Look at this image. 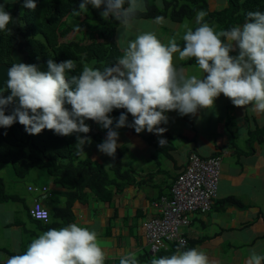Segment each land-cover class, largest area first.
<instances>
[{
	"label": "clouds",
	"instance_id": "1",
	"mask_svg": "<svg viewBox=\"0 0 264 264\" xmlns=\"http://www.w3.org/2000/svg\"><path fill=\"white\" fill-rule=\"evenodd\" d=\"M125 2L82 0L79 9H73L72 14L79 16L81 10L87 11L89 4L95 8L106 5L102 17L107 19L111 15L118 20L124 28L118 40L127 39L131 19L146 8L143 0H127L126 8ZM23 7L34 11L37 4L35 0H24ZM206 16L207 12L201 9L196 15L199 26L195 30L184 26L182 48L175 37L164 44L155 33L143 32L127 41L124 55L116 64L105 66L103 70L85 66L78 75L71 74L77 67L72 59L56 63L50 58L47 71H41L36 64L13 63L7 81L10 95H0V127L8 128L18 120L30 135L48 129L54 134L69 136L89 133L90 127L85 120H92L108 130L106 138L97 145L98 150L114 158L119 147V133L112 128L113 119L108 115L113 109H126L134 118L127 124V115L121 113L115 123L117 129L128 126L137 134L146 130L158 136L167 131L158 127L168 123L165 113L177 110L183 116L195 114L198 109H210L220 94L236 107L251 105L253 111L264 113V12H247L242 26L227 31H216L207 22L202 23ZM154 20L163 23L164 17L156 16ZM12 21L11 14L0 4V31L11 34L8 25ZM74 28L80 31L78 24ZM236 48L238 55H230ZM176 53L180 60L194 57L205 74L203 78L186 77L178 71L173 64ZM3 91L0 89V93ZM17 101L12 114L5 115L4 109ZM65 104L70 105L71 110ZM90 142V137L77 135V153L84 152L83 146ZM166 143L165 139L159 140L161 147ZM34 201L43 207L40 200ZM46 211L34 215L47 223L50 214ZM181 248L182 245L169 256L153 258L149 264H210L204 251L197 248L182 251ZM149 254L154 256L150 250ZM105 258L98 233L71 223L43 232L31 241L23 254L10 257L6 264H104ZM262 262L264 255L253 249L246 264ZM119 264H139V260L136 253L130 252L120 258Z\"/></svg>",
	"mask_w": 264,
	"mask_h": 264
},
{
	"label": "crops",
	"instance_id": "2",
	"mask_svg": "<svg viewBox=\"0 0 264 264\" xmlns=\"http://www.w3.org/2000/svg\"><path fill=\"white\" fill-rule=\"evenodd\" d=\"M208 5L210 11H215L225 7L226 3L225 0H213L211 4L208 0ZM217 5L220 8H215ZM211 6H214L213 10ZM130 23H135L128 28L131 38L118 40L124 31L122 25L116 31V40L123 54L127 41L138 35L135 34L137 30L143 28L156 34L159 29L155 20ZM158 39L165 44L164 38ZM238 53L236 48L230 55ZM174 55L178 57L173 59L176 68L188 59L180 60L178 53ZM177 70L186 77L196 75L203 78L205 75L197 63ZM125 113L127 124H131L134 118L126 109ZM108 115L113 119L112 128L119 133L117 149L121 153V166L127 164L124 171L133 170L146 177L140 179L144 184L129 185L110 201L98 200L88 193L90 195L85 202L74 201L71 204L73 219L69 224L76 223L98 233L106 257L104 264H119L120 258L130 252L136 253L139 264H149L153 255L149 254L144 240L143 223L156 215L151 203L170 194L174 180L186 165L190 153L203 158L220 156L221 175L212 209L205 214H193L189 227L182 229L188 241L195 242V248L206 253L210 264H246L253 249L264 255V134L260 142L251 138L252 133L264 129V113L253 111L251 105L236 107L229 98L220 94L210 109H198L195 114L183 116L177 110L165 113L168 123L160 127L167 131L162 136L146 130L137 134L128 126L117 129L115 123L119 116ZM89 127L87 134L69 135L76 151L77 135L89 137L97 134L106 138L107 129L96 122ZM160 139L167 141L163 147L159 144ZM91 143L92 140L85 143L83 151ZM94 144L89 148L90 155L84 151L79 153L80 158H89L108 170L115 157L100 152ZM5 173L6 179L0 177L5 185L2 196L12 199L0 201V254L7 257L0 264L6 263L11 254H23L31 241L43 232L61 227L62 220L53 217L47 222L49 226L45 222H35L28 213L33 201L40 200L51 214L56 208L64 207L68 193L47 174L30 172L18 180L13 172ZM18 184H22V188ZM30 186L47 187L49 194L29 192ZM227 198H234L242 207L222 205L221 201Z\"/></svg>",
	"mask_w": 264,
	"mask_h": 264
},
{
	"label": "trees",
	"instance_id": "3",
	"mask_svg": "<svg viewBox=\"0 0 264 264\" xmlns=\"http://www.w3.org/2000/svg\"><path fill=\"white\" fill-rule=\"evenodd\" d=\"M35 2L37 8L31 11L23 7L24 0L15 2L0 0L5 11L9 12L13 18L8 25L11 34L0 31V63L12 65L10 54L17 42L20 50L27 55L26 63L38 65L41 71H47V60L50 58L56 63L68 59L75 60L77 67L71 74L78 75L86 64L92 63V68L103 70L105 66L116 64L117 59L124 55L116 40V31L121 25L114 17L101 19L94 16L92 18L94 25L89 22L90 18L86 11L81 10L79 16L72 14L73 9H79L82 0H35ZM143 3L146 11H138L131 21H153L156 16H163L164 20L181 23L184 20L193 19L198 11L203 9L207 12V16L202 23L215 24L218 31H227L237 25L242 26L249 11L264 12V0H225L226 6L215 11H210L208 0H162L161 7L155 4V0H143ZM127 6L126 0L124 7ZM87 11H92L91 4L87 6ZM70 18L80 26V31L85 27L86 31L83 33L86 37L83 40L78 38L66 40L70 33H80L74 27L66 25ZM198 26L196 23L192 29L195 30ZM177 44L182 48L184 42L182 40ZM196 63L194 57L188 58L180 63L177 69ZM0 95L7 97L10 95V90H4ZM17 104L18 101L8 105L4 109L5 115H11ZM65 107L71 110L70 105L65 104ZM121 113H125V109H113L109 114L120 116ZM263 134L264 129L252 133L251 138L260 142ZM89 137L98 144L104 140L97 134ZM121 161V153L117 149L115 160L108 169L113 174L111 177L102 165L89 158H80L74 143L67 136L54 134L48 129L38 135H30L18 120L8 128L0 127V164L10 165L15 179L22 180L33 170L43 171L53 177L56 185H60L68 192L64 207L56 208L54 213H49L50 218L62 220L60 228L72 221L71 204L74 201L85 202L90 194L98 200L110 201L125 187L144 184V180L140 179L145 178L146 175L133 170L124 171ZM4 186V181L0 178V201H9L11 197L2 196ZM42 188L30 186L28 191L31 192L32 189L34 192L48 195L47 187H44L45 191H42ZM221 204L242 207L234 198H227L221 201ZM34 221L43 223L40 220ZM195 245V242L187 241L181 250L195 248ZM178 247L180 246L169 244L167 249L159 250L150 258L169 256L174 254Z\"/></svg>",
	"mask_w": 264,
	"mask_h": 264
},
{
	"label": "built area",
	"instance_id": "4",
	"mask_svg": "<svg viewBox=\"0 0 264 264\" xmlns=\"http://www.w3.org/2000/svg\"><path fill=\"white\" fill-rule=\"evenodd\" d=\"M220 175V156L201 158L195 153L189 155L170 194L151 203L156 215L143 223L144 240L150 253L165 249L162 245L187 244L182 229L191 224L193 214H205L212 209L217 198ZM42 191H45L44 187ZM42 211L47 212L41 203L34 201L31 217L37 219L34 213Z\"/></svg>",
	"mask_w": 264,
	"mask_h": 264
},
{
	"label": "rangeland",
	"instance_id": "5",
	"mask_svg": "<svg viewBox=\"0 0 264 264\" xmlns=\"http://www.w3.org/2000/svg\"><path fill=\"white\" fill-rule=\"evenodd\" d=\"M1 1H4V2H15L16 0H1ZM209 2L212 4V2H213V0H209ZM155 4L157 5V6H159V7H161L162 6V0H155ZM105 7H106V5H101V7L100 8H95V7H93L92 6V11L90 12V11H86V13H87V16L90 18L89 19V22L91 23V24H93L94 23V25H95V22L92 20V18L94 17V16H97V17H99V18H101V19H105V18H103L102 17V15H101V13L105 10ZM215 8H220V6L219 5H217ZM211 9L213 10L214 9V6H211ZM109 17H112L111 15L109 16ZM108 17V18H109ZM107 18V19H108ZM134 21V20H133ZM144 21H146V20H144ZM137 22V21H136ZM132 24H135V23H132ZM131 23H130V26L132 25ZM66 25H69V26H71V27H74V25H77L76 23H75V21L74 20H72L71 18L69 19V20H67V22H66ZM141 25L143 26L144 25V23H141ZM185 25H187L188 27H190V28H193L195 25H196V17H194L193 19H188V20H184L183 22H181V23H175V22H172V21H170L169 19L168 20H165L162 24L161 23H159V29L157 30V32H156V36H157V38L159 37V38H164L165 39V44H167L168 42H169V40L171 39V38H173V37H175V39H176V42L177 43H180L181 41H182V36L185 34V32H186V28L184 27ZM84 26H86L87 27V25H84ZM129 26V27H130ZM163 26V27H162ZM214 28H215V30H217V26L214 24ZM82 29V28H81ZM86 31V29H85V27L81 30V31H79L80 33H76V32H74V33H70L69 34V36L67 37V41H70V40H75V39H79V40H83L85 37H86V35L83 33V32H85ZM147 30H144L143 28L140 30H137V33H135L136 35L138 34H141V33H143V32H146ZM127 38H131V31L129 30L128 31V36H127ZM178 57L177 56H175V55H173V59H177ZM92 63H90V64H86L85 66H88V67H92ZM85 123L87 124V125H89V126H91V123L92 124H94V121H92L91 120V122L88 120V121H85ZM68 138H69V136H67ZM94 143H96L97 145H99L96 141H94V140H92V143H91V145L93 144V146H95V144ZM91 145L90 146H86L85 147V149H84V151L86 152V153H88L89 155H90V152H89V148L91 147ZM104 157H106V156H104ZM112 159V158H111ZM122 169L123 170H126L127 169V164L125 163L123 166H122ZM5 171H7V172H12L11 171V169H10V165H5V164H0V177H3L4 179H6V173H5ZM31 172H38L39 174L41 173V174H45L43 171H38V170H33V171H31ZM107 174L108 175H110L111 177H113V174H112V172H110V171H108L107 170ZM21 188H22V184H18ZM30 192V191H29ZM20 194H24V192H21L20 191ZM6 256L5 255H3V254H0V261L2 260V261H5L6 260ZM1 261V262H2ZM3 264H6V263H3Z\"/></svg>",
	"mask_w": 264,
	"mask_h": 264
},
{
	"label": "water",
	"instance_id": "6",
	"mask_svg": "<svg viewBox=\"0 0 264 264\" xmlns=\"http://www.w3.org/2000/svg\"><path fill=\"white\" fill-rule=\"evenodd\" d=\"M26 53L22 52L19 49L18 44H14V47L11 51L10 57L12 59V64H27L26 63ZM12 65H8L6 63H0V89H7V81L9 79L8 71Z\"/></svg>",
	"mask_w": 264,
	"mask_h": 264
},
{
	"label": "flooded vegetation",
	"instance_id": "7",
	"mask_svg": "<svg viewBox=\"0 0 264 264\" xmlns=\"http://www.w3.org/2000/svg\"><path fill=\"white\" fill-rule=\"evenodd\" d=\"M17 44H18V42H17ZM20 48V47H19Z\"/></svg>",
	"mask_w": 264,
	"mask_h": 264
}]
</instances>
